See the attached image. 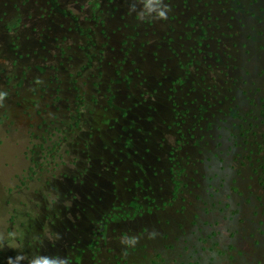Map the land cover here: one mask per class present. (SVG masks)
Instances as JSON below:
<instances>
[{"label":"rangeland","instance_id":"1","mask_svg":"<svg viewBox=\"0 0 264 264\" xmlns=\"http://www.w3.org/2000/svg\"><path fill=\"white\" fill-rule=\"evenodd\" d=\"M0 0V264H264V0Z\"/></svg>","mask_w":264,"mask_h":264},{"label":"clouds","instance_id":"2","mask_svg":"<svg viewBox=\"0 0 264 264\" xmlns=\"http://www.w3.org/2000/svg\"><path fill=\"white\" fill-rule=\"evenodd\" d=\"M149 5H161L159 8H155V7H150V11H155L156 12V18L157 19H163V20H167L168 16H167V12H168V6L162 4V0H147ZM3 95L5 94H0V99L3 98Z\"/></svg>","mask_w":264,"mask_h":264}]
</instances>
